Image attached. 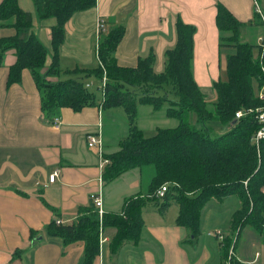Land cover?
I'll return each instance as SVG.
<instances>
[{"label":"crops","instance_id":"crops-1","mask_svg":"<svg viewBox=\"0 0 264 264\" xmlns=\"http://www.w3.org/2000/svg\"><path fill=\"white\" fill-rule=\"evenodd\" d=\"M217 2L242 22L241 40L258 44L264 25L254 21L253 13L256 2L264 15V0H96L94 7L73 13L65 24L59 49L58 76L83 77L96 98L94 104L78 111L61 107L56 115L58 127L46 121L39 90L28 69L22 70L20 82L7 84L16 56L13 49L5 52L0 65V264H82L84 242L64 244L60 237L46 234L47 224L54 219L63 223L75 220L78 208L90 204L93 195L99 193L105 212H119L128 196L148 188L150 179H144L138 168L103 183L98 150L86 143L88 133L100 132L103 153L111 154L128 133L122 107L100 106V80L74 70L98 65L97 21H105L104 31L113 25L124 27L114 52L118 65L135 67L139 59L152 54L156 73L164 70L165 52L175 45L176 19L193 25V77L202 91L211 90L214 81L226 79L225 60L232 50L220 46ZM18 4L33 15L32 31L49 48L54 21L39 22L32 0H18ZM2 25L0 38L14 33L13 28ZM141 116L149 123L148 132L161 127L158 118L168 122L164 111L139 105L136 124L144 132ZM55 169L57 179L49 183L48 176ZM240 202L236 195L208 200L202 209L199 236L192 242H183L187 230L176 222V204H169L163 213L148 204L142 211L139 243L125 246L115 257L109 251L114 229L107 228L93 264H216L221 257L220 239L210 232L220 230L227 235L231 214ZM233 252L236 264H264V239L246 224L239 231Z\"/></svg>","mask_w":264,"mask_h":264},{"label":"trees","instance_id":"trees-1","mask_svg":"<svg viewBox=\"0 0 264 264\" xmlns=\"http://www.w3.org/2000/svg\"><path fill=\"white\" fill-rule=\"evenodd\" d=\"M32 2L39 22L54 21L49 48L32 31L33 15L20 8L18 0H1L0 26L12 27L14 33L0 38V65L5 52L13 49L16 60L9 67L7 84L20 82L22 70L28 69L40 93L43 115L52 124L61 107L78 111L95 103V92L83 77L60 79L58 75L66 22L73 13L94 7L96 0ZM216 9L220 46L233 52L226 56V79L212 84L215 101L211 108L192 73L195 27L180 18L175 22V45L166 50L164 70L159 73L153 69L152 54L139 59L135 67L117 64L114 52L124 34L123 25L98 33L97 67L74 69L85 77L94 76L100 86L104 76L103 89L98 86L100 106L122 107L128 122V133L119 142V149L105 155L109 162L102 171L103 183L135 168L144 179H150L147 190L128 196L119 212H104L100 218L92 200L78 208L75 220L57 223L54 219L47 224L46 234L60 237L64 244L84 242L82 264H93L107 228L114 229L109 251L115 257L125 246L137 245L143 228L142 211L151 203L161 213L169 204H176V222L187 230L183 242H192L199 236L205 203L236 195L240 206L231 214L229 233L219 241L221 257L216 264H227L242 226L251 225L264 239V138L257 144L253 139L260 126L256 115L258 110L264 111V52L261 55L259 43L241 40L242 22L223 4L217 2ZM253 19L263 24L256 11ZM254 47L258 48L257 56ZM139 105L153 109L165 106V115L177 123L144 132L136 124ZM248 109L252 112L235 116L238 110ZM190 112L196 115L195 123L189 120ZM215 122L224 127L219 134H214ZM163 184H167V190L158 198L155 193ZM231 258V264H236L234 256Z\"/></svg>","mask_w":264,"mask_h":264},{"label":"built area","instance_id":"built-area-1","mask_svg":"<svg viewBox=\"0 0 264 264\" xmlns=\"http://www.w3.org/2000/svg\"><path fill=\"white\" fill-rule=\"evenodd\" d=\"M255 11L260 15V17H261V19L263 21V25H264V16L262 15L261 10H260V8H259V6H258V4L256 2H255ZM101 30H104V23H103L102 20L99 19L97 21V24H96V36L98 35V33ZM259 44L261 45V55H262V53L264 52V35L259 38ZM263 72H264V69H263ZM104 83H105V77L103 76V78L101 80V86H100L101 90L103 89ZM86 86L89 87L90 85L86 83ZM251 112H252L251 109H248L247 112L238 110L235 113V116L236 117H240V116L244 115L245 113H251ZM256 118H257L260 126L256 130V132L254 133L253 139H254V141L257 144L259 142V140L264 138V111L258 110ZM59 123H60L59 117H55L53 119L52 125H54L55 127H58ZM86 143H87V145L89 147H96L97 148L98 154H99V158L101 159L100 160V164H99V168L101 169V173H102L103 168L109 162V159L106 158L104 153H103L102 138H101L100 132L88 133L86 135ZM57 176H58V170L55 169L48 176L49 183L54 182L57 179ZM101 179H102V177H101ZM166 190H167V184L161 185L157 189V191L155 193V196L158 197V198H162L164 196ZM91 199L93 200V203H94L95 207L97 208L98 215L101 218L102 214L104 213V210H103V207H102V199H101L100 193L97 194V195H93V197ZM56 222L57 223H63L59 219H56ZM210 235H213V236L219 238L220 240L223 238V235H222L220 230L211 231ZM233 254H234V252H233V249L231 248L229 250V253H228L227 264H231V260H232L231 257H233Z\"/></svg>","mask_w":264,"mask_h":264},{"label":"rangeland","instance_id":"rangeland-1","mask_svg":"<svg viewBox=\"0 0 264 264\" xmlns=\"http://www.w3.org/2000/svg\"><path fill=\"white\" fill-rule=\"evenodd\" d=\"M8 22H12V20H9ZM96 39H97V36L95 35V42H96ZM232 52H233V50H231V53ZM258 54H259L258 53V48L257 47H254V55L257 56ZM203 92L205 94V98H206V101H207V106L209 108H211L212 107V103L215 101V91H214V89H211V90L205 89V90H203ZM165 108L166 107L163 106L160 109H153V108L152 109L154 111H164L165 112ZM161 119H163V118H158V120H157L158 121L157 125H160L161 127H171V126H174L177 123V121L175 119L173 120V119L167 118V121L168 122L162 121ZM159 120H161V121H159ZM189 120L191 122H193V123L196 122V115L193 112H190V114H189ZM140 124H141V126L145 127V130L148 132V130H149L148 128H150V127H149V123L148 124L146 123L145 116H141V118H140ZM213 127H215V131H214L215 133L214 134H219L224 129V127L219 122H215L213 124ZM103 210L105 212V209H103Z\"/></svg>","mask_w":264,"mask_h":264}]
</instances>
